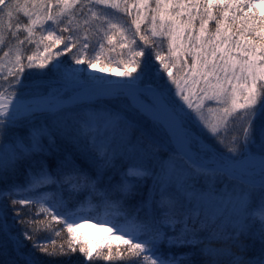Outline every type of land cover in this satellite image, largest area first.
<instances>
[{
	"label": "snow or ice",
	"instance_id": "6c2138e0",
	"mask_svg": "<svg viewBox=\"0 0 264 264\" xmlns=\"http://www.w3.org/2000/svg\"><path fill=\"white\" fill-rule=\"evenodd\" d=\"M105 8L129 17L134 12L135 31L114 23ZM260 9L264 0H0V46L6 33L14 41L0 55V179L21 167L25 178L0 190V200H11L17 218V204L38 205L37 215H50L69 234L67 251H48L47 241L38 239L33 248L70 255L77 250L71 234L81 227L78 221L95 219L93 227L119 244L79 246L87 260L185 264L188 254L165 253V244L199 248L210 258L227 256V264H264L207 246L223 238L213 227L217 205L224 203L223 196L216 200L213 180L239 182V191L226 194L235 231L227 238L234 243L247 232L249 194L258 188L264 197ZM81 16L82 25L77 20L71 26ZM81 26L86 35H77ZM29 44L35 46L31 54ZM117 48L125 50L118 60L108 55ZM65 53L77 66L96 69L104 56L124 71L118 80L92 75L61 61ZM153 57L167 82L159 72L149 78ZM32 74H51L55 83L71 85L74 95L26 83ZM252 215L264 242V204ZM24 237L32 239L27 231ZM236 247L243 251V245Z\"/></svg>",
	"mask_w": 264,
	"mask_h": 264
},
{
	"label": "trees",
	"instance_id": "16d2710c",
	"mask_svg": "<svg viewBox=\"0 0 264 264\" xmlns=\"http://www.w3.org/2000/svg\"><path fill=\"white\" fill-rule=\"evenodd\" d=\"M264 10V9H260ZM103 12L106 13L110 18H113L114 23L122 24L125 27H129L134 32V26L131 25V19L133 17H129L122 11H116L115 9L105 8ZM88 16H91V13H88ZM85 17H77L76 20L72 22L73 27L76 26L77 20L81 22ZM21 19H26L21 16ZM63 27V25H61ZM142 29L146 27V25H141ZM84 32V26H81L80 31L77 33L79 36L86 35ZM26 35V34H24ZM62 35H68V33H62ZM23 38V36H21ZM118 38V35H117ZM137 43H139V38L136 37ZM115 42V41H114ZM11 43L14 41L11 40L10 34L6 33L5 44L0 46V55H2L3 51L6 50ZM106 49L109 47L105 41ZM34 45H27L26 53L31 54V51L34 49ZM98 48L99 45L97 44ZM58 49L53 48V53ZM59 50L63 51V45L59 46ZM40 52H43V46L39 49ZM125 50L117 48L115 53H109L108 55H112L116 60L120 59L119 53ZM61 61L65 62L67 65L72 64V60L69 54L65 53L60 58ZM101 63L98 64L100 67H106L109 70H113L116 68L122 69V66H118L116 63L108 64L105 57H101ZM152 68L149 69L151 78L152 72H159L162 76L163 81L167 80V74L163 73L159 67V63L155 61L154 57L151 60ZM84 66H87L86 64ZM139 71V70H138ZM175 71V69H173ZM31 73H36L37 70H30ZM31 81H37L40 83V89L42 91H47L49 87L57 88L61 91V93L69 96L73 93V87L71 85L66 86L63 82L55 83L54 78L51 74L46 76L40 75H29V79L26 80V83ZM194 104L196 103V98L193 97ZM16 131L20 134H23L25 129H16ZM210 145H212L218 152H223L224 149L221 148L218 144H215L213 141H207ZM62 148L70 149L72 146L69 144H62ZM119 177L117 176L116 179ZM24 175L22 167L17 171L16 174L5 173L4 179H0V190L7 188L12 184H23L24 183ZM211 186L213 191L217 194L216 200L220 201L223 196L224 199V209H216V215L218 217L216 224L213 226L223 238L219 240H212L208 243V247H211L216 250H225L232 253H237L239 255L244 256L246 259L251 261H258L264 259V242L259 239L257 233L260 230L259 220L254 218L252 213L256 211L261 204H264V197H262L260 190L257 188L249 194L248 205H249V216L247 220L248 228L246 233L240 234L235 243L228 239L229 235L235 236V231L233 230L232 224L229 222V216L231 215V207L227 204V193H231L233 189L239 191V182L233 181L230 177L221 176L217 177L215 180L211 182ZM65 198H68L69 193L67 191L64 192ZM82 199L83 197H79ZM219 204V203H218ZM16 209H20L19 218L16 217L15 210L11 205L10 199L0 200V264H26V260L31 259L33 264H124L123 261H104L102 258L95 257L91 260L85 259V257L79 252V246L88 247L84 242L77 240L78 243L76 245L77 250L70 255H55L48 256L44 253L40 252L38 249L33 248V239H38L40 241H47V250L48 251H56L59 253L61 250H68V240L69 234L66 231V228L58 224L56 221H53L51 216H45L43 214L37 215L38 205L32 206H24L21 207L19 204L15 206ZM92 216L98 215L97 212L91 213ZM37 221L36 223H26L22 221L29 220ZM42 221V222H41ZM87 221H91L96 223L95 219H89ZM28 232L32 239H25L24 233ZM59 232V235L56 233ZM206 235V233L202 232L201 236ZM19 240L20 246L17 248L15 244V240ZM109 244V243H105ZM113 248L116 245L114 243H110ZM243 245V251L241 252L236 245ZM201 245L200 247H203ZM161 250L165 253L171 251L172 253L179 255L181 253L188 254L186 257L185 264H208L211 259L216 260V264H227L228 257L220 256V257H206L199 252V248H172L168 249L165 244H161ZM105 253L107 249L103 250Z\"/></svg>",
	"mask_w": 264,
	"mask_h": 264
},
{
	"label": "rangeland",
	"instance_id": "374dc122",
	"mask_svg": "<svg viewBox=\"0 0 264 264\" xmlns=\"http://www.w3.org/2000/svg\"><path fill=\"white\" fill-rule=\"evenodd\" d=\"M72 67H78L81 69H85L87 72H90L92 75H96V76H104L109 80H118L120 79V77L117 75L118 72L123 71L122 69L116 68L113 70H109L107 72H101L100 66H98L96 69H88L87 66L84 65H74V64H69ZM165 82H167V80L165 79ZM208 103L209 106L211 107H216L215 104H213L212 102H206ZM161 135H163V133H161ZM217 151V149H216ZM218 152V151H217ZM224 204L223 203H219L217 205V208L219 209H224ZM81 225V227H79L74 233H72L71 235L73 237H75L76 240H80L82 242H84L85 244H87V246H92L95 247L96 245L99 244H105V243H114V244H118L119 241L115 240L114 236H109L108 233L104 232L101 230V228L99 226L97 227H93V224H95L94 222L91 221H87V220H82V221H78Z\"/></svg>",
	"mask_w": 264,
	"mask_h": 264
},
{
	"label": "water",
	"instance_id": "95a60500",
	"mask_svg": "<svg viewBox=\"0 0 264 264\" xmlns=\"http://www.w3.org/2000/svg\"><path fill=\"white\" fill-rule=\"evenodd\" d=\"M72 95H74V92H73V93H71L69 96H72Z\"/></svg>",
	"mask_w": 264,
	"mask_h": 264
}]
</instances>
